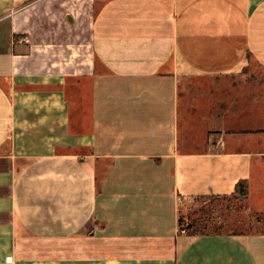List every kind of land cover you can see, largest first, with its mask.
I'll use <instances>...</instances> for the list:
<instances>
[{
	"label": "crops",
	"instance_id": "0c3cea01",
	"mask_svg": "<svg viewBox=\"0 0 264 264\" xmlns=\"http://www.w3.org/2000/svg\"><path fill=\"white\" fill-rule=\"evenodd\" d=\"M241 180L264 213V0H0V264H264L178 228Z\"/></svg>",
	"mask_w": 264,
	"mask_h": 264
},
{
	"label": "rangeland",
	"instance_id": "374dc122",
	"mask_svg": "<svg viewBox=\"0 0 264 264\" xmlns=\"http://www.w3.org/2000/svg\"><path fill=\"white\" fill-rule=\"evenodd\" d=\"M181 99V98H180ZM183 98L180 103H182ZM183 107L181 108L180 120L183 123ZM213 208L214 212L208 211L212 221L208 225L217 227L220 231H261L264 232V213L252 212L248 208L246 200H237L233 197L218 198L216 195L205 198H195L185 200L179 209V216L183 219L184 225L191 221L198 222L199 217H203L202 210Z\"/></svg>",
	"mask_w": 264,
	"mask_h": 264
},
{
	"label": "trees",
	"instance_id": "16d2710c",
	"mask_svg": "<svg viewBox=\"0 0 264 264\" xmlns=\"http://www.w3.org/2000/svg\"><path fill=\"white\" fill-rule=\"evenodd\" d=\"M248 195V186L247 182L245 180L239 181L234 191L230 195H218V198H224V197H233L237 200H247ZM214 212L213 208H206V210H202L203 213H206L203 215V217H199L197 220L198 222L194 224V221H191L188 225H184L183 219L179 216L178 217V228L179 231L185 233L186 235L191 236H197V235H209V234H231L236 233L234 231H220L216 229L217 227L208 225L209 222L212 221L211 216H209L207 213L208 211Z\"/></svg>",
	"mask_w": 264,
	"mask_h": 264
}]
</instances>
